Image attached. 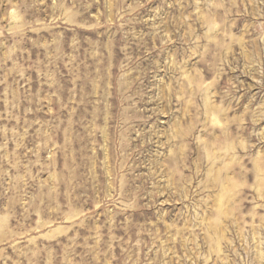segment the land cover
I'll use <instances>...</instances> for the list:
<instances>
[{
	"label": "rangeland",
	"instance_id": "obj_1",
	"mask_svg": "<svg viewBox=\"0 0 264 264\" xmlns=\"http://www.w3.org/2000/svg\"><path fill=\"white\" fill-rule=\"evenodd\" d=\"M0 264H264V0H0Z\"/></svg>",
	"mask_w": 264,
	"mask_h": 264
}]
</instances>
